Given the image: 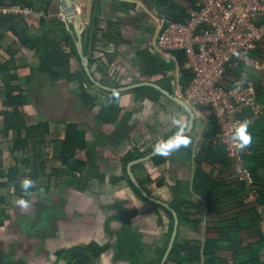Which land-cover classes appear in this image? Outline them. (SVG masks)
<instances>
[{
	"label": "crops",
	"instance_id": "0c3cea01",
	"mask_svg": "<svg viewBox=\"0 0 264 264\" xmlns=\"http://www.w3.org/2000/svg\"><path fill=\"white\" fill-rule=\"evenodd\" d=\"M72 1L81 20L85 21L82 25L83 28L86 24L85 13L88 12L87 16L89 15L88 0L79 2V7L77 5L78 0ZM139 1L146 2L148 5L152 2V0H111L108 8V22L110 19L112 20L111 24L121 21L118 23V29L112 33L114 34L118 30L123 41L119 44L115 43V50H112V52L105 49L109 45L108 38L105 41L102 31H97L98 19L103 12L100 13V3L95 4L92 13L94 14L97 10L95 31L97 42L95 45L94 42L90 45V29L94 23L92 14L91 21L93 23L89 32L84 35L81 30L83 54L88 59L89 65L90 60L94 61L91 66L93 72L97 71L100 68L99 64L102 63L107 68L106 71H110L111 75H114L113 80L104 78L103 81H100V79L97 80L94 77L99 83L104 82L102 85L105 87L122 89L138 83L150 82L183 99L184 88L181 85V68L177 57L172 53L153 54L160 56L168 65L166 76L154 75L151 77V75H146L143 70L145 68L144 64L140 63L135 64V67L132 66L134 70L139 69L136 67L141 68L136 71L135 77L138 78L135 82L130 79L134 76L127 73L132 67L127 64L124 65L125 61L120 56V47L129 44L126 41L129 39L125 37L128 31H125L124 27L129 15L132 14L138 20L135 11L140 4ZM125 4L133 5V10L128 11V6H125ZM36 6L37 9L40 7L39 11L25 5H13L10 0L0 2V33L2 35L0 40V199L3 198L0 201V222L3 219L7 220L6 222L4 220L5 224L0 223V235L5 231L7 233L12 221L19 231H30V228L22 226L21 222L32 218L26 219V216L17 218L14 214L15 206L11 203L17 198L21 199V196L16 193L15 185L18 184L22 188L23 181L30 179L34 169L39 168V177L33 181L31 187H34V189L31 191L29 188L25 197L29 201V206L33 203L36 210V218H38L36 226H44L42 224L45 223L46 225L50 222L57 228L54 218L57 215L58 233L61 232V229H67V232L70 233L68 237H64L63 240L65 241H62V244L58 246V250L55 248L54 252L46 255L47 260L48 258L51 260L55 258V261H57L56 252L59 250L86 247L94 242L102 247H112L109 252L97 260L96 264L154 263L157 259L156 250L163 248L166 242L171 220L166 211L161 209L158 204L145 197L143 198L132 187L128 166L131 161L152 153L153 151L149 152L152 146L155 145L158 148L175 133L186 130L190 117L177 104L155 89H153L156 91L155 94L150 93L149 90L139 91L138 89V91L117 93L105 92L95 86L88 85L86 87L88 93L96 98L95 107L92 110L90 104L86 106L81 102L79 98L80 91L76 94L77 83H68L66 80L49 81L47 75L40 74L37 70L40 62L36 49L24 46L21 40H18L16 34L9 32L8 29L11 24H1V19L12 17V23H20V36L39 42L45 38L47 29L55 24H62L65 31L71 35L74 44H77L76 24L61 21L60 17L63 16V11L59 0H53L47 12V6L44 2H37ZM188 10L189 8L187 13ZM155 11L157 12V9ZM103 18L106 19L105 14H103ZM107 27L105 31H107ZM101 33L102 38L100 39ZM154 35L155 30L150 38H153ZM146 50L151 52L150 42ZM64 52L70 54V47L68 52L66 50ZM149 55V53L143 51L142 54H137L136 57L142 56V60H146ZM131 59L129 58L130 62ZM8 64L9 68L4 69ZM74 64L78 67L75 72L79 71L80 65L75 57L71 60L70 70L74 67ZM170 69L172 70L169 71ZM71 72L74 73L72 70ZM249 72L251 71L246 72V74L255 76L264 86V73H255L254 75L251 72L250 75ZM109 77L112 78L110 75ZM171 79H173V82H171ZM229 80V84H231L232 81L237 79L230 77ZM145 88L151 89L149 87ZM108 93L114 95L109 96ZM18 95L24 99V104L15 100L18 99ZM68 95H72L74 98L69 99ZM262 103L264 104V102ZM36 110L39 112H36ZM192 110L195 119L190 133L173 140L161 152L162 160L155 161L152 158V160L134 166L133 172L137 180L152 197L166 202L171 207L174 202L185 201L182 207L185 219L183 225H180V219L174 210L179 223L178 241L184 246H186V243L192 247H199L200 245L201 264H205L206 242L209 239L218 238L220 236L219 230L229 231L228 239L233 241L232 246L234 248L238 246L236 238L241 242L240 247L244 249L241 255H245V251H248L247 248L253 242L252 239L248 238L249 230L246 229L247 227L241 225L245 224L244 216L243 220H238L240 222L225 219L226 211L221 215V222L223 225L234 226L216 227L219 223V217L215 213L212 216L210 215L209 199L214 200L215 196L226 194L228 190L223 181L234 183L235 175L232 168L213 162L212 156L214 155L209 154V151L212 153L213 149L221 146L217 139L219 128L214 122L211 111L207 108H192ZM6 115H14L11 118L15 121L10 123L13 124L17 121L22 132L18 131L19 128L7 130L6 119L8 116ZM69 124H75L79 127L86 142V147L77 149L69 160L71 168H75L74 171L67 169L59 156ZM254 124L255 121L252 122L251 120L247 123V132L251 135L252 140L247 145L249 148H245L246 158L250 157L249 164L252 165L259 163L260 157L257 156L264 152V116L259 126ZM44 126L49 130L46 136L40 134ZM34 128L36 129V135L29 137L27 151H13L14 142L18 139V135L21 134L22 139H25V137H28L27 129L34 130ZM187 135L188 137H186ZM184 139L188 141L187 144H181L178 149L170 150V145L174 141L178 142ZM58 141L59 145L57 146ZM35 143L40 146L38 152H41L42 156L36 157L37 161H31L26 165L22 164V161H20V159L22 160V153L31 158L35 155V150H33ZM49 151H51V154L47 158ZM138 153H144V155L131 159L133 155ZM49 160L53 162V165L51 170L47 171L50 166L48 164ZM18 163L21 164L19 167L23 169V176L19 174L20 178L11 179V170L18 167ZM201 170L205 176L200 177L196 182V175ZM53 171L58 172V183L56 178H53ZM72 177L78 178L73 179ZM77 180L86 183L83 191L76 188L77 182L74 181ZM49 181L55 182V186L51 189L56 188L55 196L59 199L57 208L56 205L48 208L38 200L32 201V197L39 194L43 189L45 191L50 190L48 186L43 189L40 186L43 182L47 183ZM246 203L254 204L248 197ZM39 206L44 208V211L41 212L43 218L37 215L38 211H41ZM24 209L26 208L20 207L19 212L24 214ZM260 210L262 217L259 222V231L264 237V206ZM125 221H130L128 229L127 226H124ZM239 225L242 226L239 232H231L232 229L237 231L236 227ZM30 226L33 225L30 224ZM209 230L211 231L209 232ZM129 231L143 236L140 245L137 246L139 252H136L137 256L133 263L128 260V256L124 254L119 256L117 248L119 241ZM26 237V240L29 241V236ZM26 244L27 242L24 240L20 250L15 248L11 241L7 242L6 247H3L0 242V263L29 264L33 262V264H39V261L35 258L29 260L30 258L25 257ZM262 245L264 250V240ZM15 251H18L19 255H15ZM231 253L232 251H223V249L217 253L219 264L222 261L231 264ZM262 254V261H264V251H262ZM187 259L188 254L186 252L181 254V263L171 261L166 262V264H193ZM43 264H48V261Z\"/></svg>",
	"mask_w": 264,
	"mask_h": 264
},
{
	"label": "trees",
	"instance_id": "16d2710c",
	"mask_svg": "<svg viewBox=\"0 0 264 264\" xmlns=\"http://www.w3.org/2000/svg\"><path fill=\"white\" fill-rule=\"evenodd\" d=\"M4 0H0V2H3ZM13 5H25L29 8L35 9L36 11L40 10L37 9L36 3L38 2H44L46 4V12L48 11V8L50 7L53 0H10ZM199 0H154V5L157 9L158 15L164 16L166 18V21L171 22H179V23H185V21L188 19V8H196L197 3ZM128 6V11L133 10V5L125 4V6ZM119 19V18H118ZM112 20L108 22V28L107 31H103V35L105 37V41L107 39L109 46H113L115 49V43H121L123 42L120 38L119 31L117 30L116 33H112L114 30L118 29L119 24L121 21H117L113 24H111ZM13 18H4L1 19V24H11L8 31L12 34H16L18 36V40L20 39L21 42L24 44V46L31 47L32 49H36L40 66L38 67V72L40 74H44L48 76L49 81L52 82H58L60 80H66L68 83H77L78 88L80 91L79 98L84 105L88 106L90 104V107L92 110L94 109V102L96 101V98L93 97L88 93V88H86L88 85L94 87V85L90 82L89 78L87 77L84 68L82 67L80 58L78 56L76 44H74L73 39L69 33H67L64 29V26L62 24H55L51 28L47 29L45 38L41 41L44 45L43 48L40 46V42L38 40H32L28 37H23L19 35L20 30V23H12ZM98 31V29H97ZM106 33V34H105ZM89 36V34H88ZM2 38V35L0 33V40ZM89 40V38H88ZM96 37L94 39V45L96 44ZM68 46L71 49L70 54H65V52L62 50V46ZM264 46H260L257 50L256 54H260L263 50ZM149 58L146 59V65H144L145 68L143 70L145 71L146 75H164L166 76V72L168 69V65L163 61V59L160 58V56L152 55L150 52H148ZM174 56L177 57V61L181 68V85L185 89L190 81L193 79V74L190 71L184 70L183 66L185 63V55L183 52H173ZM77 58L80 65V70L77 72L72 73L70 70L71 60L72 58ZM94 64L93 60H90V71L97 80L100 79V81H103L105 76V72L107 68L104 67V65L101 63L100 68H98L97 71L93 72L91 70V66ZM8 65L5 66L4 69L9 68ZM170 66V65H169ZM170 68V67H169ZM170 69L169 71H171ZM248 70L244 69H236V68H228L227 75L230 77H234L235 79L242 80L243 82H247V80H251L255 83L257 91H258V99L261 102H264V86L258 79L254 76H252L251 72L249 74H246ZM255 75V73H253ZM101 78H103L101 80ZM111 79V78H110ZM234 82V81H232ZM104 83V82H103ZM102 83V84H103ZM139 91L143 90H149L150 93L155 94V90L148 89V88H141L138 89ZM137 90V91H138ZM109 96H112L114 94L108 93ZM18 99H15L16 101L25 103L24 99L18 95ZM22 104V103H21ZM8 116L6 119V125L7 130L9 131L12 128H19L18 131L22 132L21 127H19V124L17 121L13 124H11V121H15L13 118L14 115H6ZM264 115H262L260 118H257L256 120H252L251 116H247L248 120H251L252 122L255 121V126L260 124L262 118ZM12 117V118H11ZM246 117V116H245ZM12 119V120H11ZM214 122L217 124V120L214 117ZM218 126V125H217ZM42 127V126H41ZM219 128V127H218ZM34 130L27 129L28 137H25V139H22L21 134L18 135V139L14 142L13 151H22L26 152L28 149V140L29 137L32 135H36ZM219 132V129H218ZM49 130L47 127L44 126L42 132L40 134L48 135ZM42 136V135H41ZM188 137V135L186 136ZM59 145V141L57 146ZM56 146V147H57ZM38 143L34 144V155L33 158L27 157L28 155H25L22 153V164L26 165L28 163L37 161V158L39 155L42 156L41 152H38L39 150ZM86 147V142L84 140L83 132L79 129L78 126L75 124H69L67 125V129L65 132V137L62 144V150L60 153V158L63 161V163L67 166V169L74 171V169L71 168V164L69 163V160L72 158V154L77 149ZM249 148L248 146H246ZM244 147V149L246 148ZM157 149V146H152V148L149 150V152L154 151ZM56 152V151H55ZM27 154V153H26ZM209 154H212V161L217 162L220 164H223V166H227L229 168L233 169L232 161L227 157L226 151L224 147L221 145L217 147V149H213V152L211 153L209 151ZM144 153H138L132 156L131 159L137 156H143ZM256 155V153H255ZM259 163L249 164V158H246V165L248 164V168L250 169V172L252 173V176L254 178L253 187L252 189H247L244 184L238 183L236 180L234 183H227V181H223L224 185L227 187L228 192L226 194H223L221 196H215L214 200L209 199L208 202L210 215L212 216L214 213L219 217L218 218V224L216 227H233L228 225H223L221 222V215L222 213H225L227 211V215L225 216V219H233L235 221H238L240 219L245 218V224L244 227H247L246 229L249 230L248 238L252 239V244L249 245L248 251H245V255H241V253L244 251L243 248L240 247V241L236 238L238 246L234 248L232 246L233 241L229 240L228 234L229 231L227 230H219L220 236L218 238L209 239L206 242L205 246V264H219V256L217 257L216 254L219 253L222 249L232 251V261L231 264H264V261H262V249L263 247V240L264 237L259 231V222L261 220V214L258 211V208L261 209V207L264 206V152L261 154H258ZM58 157V156H57ZM155 161L162 160L161 153L156 155L153 158ZM207 159V158H203ZM212 162V163H213ZM77 164V162H76ZM41 169V168H40ZM71 173V172H70ZM205 176L203 171H198V174L196 175V182H198V179L200 177ZM11 179H16L19 177V169L17 167H14L11 170ZM39 177V168L34 169V173H31L30 179L32 181L36 180V178ZM73 179H77L78 177H72ZM76 183V188L80 191H83L86 183H83L82 181H74ZM82 183V185H81ZM130 183L132 187L144 198L142 193L139 191V189L135 186L132 180H130ZM8 185V184H7ZM16 193L21 196V198L26 199L25 197L28 194L21 188L18 184L15 185ZM33 188H30L29 190L33 191ZM256 193V198L253 201L254 204H247L246 199L250 194V191L252 190ZM3 198L0 199L2 201ZM184 202H174V205L172 207L177 212L178 217L180 219V225H183L185 223L184 219V213H182V207L184 206ZM161 209L166 211V214L169 216L171 222H170V230L168 232V235L166 237V242L163 245V248L160 250H156L157 253V259L154 263L151 264H160L165 252L168 248L169 241L172 235L173 231V215L170 212V210L166 209L165 207L158 205ZM40 207V206H39ZM42 211H38L37 215L40 218H43L41 213ZM53 214V213H51ZM51 214H49L51 216ZM244 216V218H243ZM240 222V221H238ZM3 223V222H0ZM130 221H125L124 226L129 225ZM241 225H239L237 228V231L232 229L231 232L237 233L241 229ZM229 229V228H228ZM130 230V229H129ZM211 230H209L210 232ZM236 231V232H235ZM143 236L142 235H136L131 233V231L127 232L122 240L119 241L117 248H118V255L128 256V260H130L132 263L135 259L136 252H139L137 246L140 245L141 240ZM179 237H177L176 242L174 244V248L172 250V253L170 254L168 261H175L178 263H181V254L186 253L188 254V261L193 262V264H201L202 257H201V248L199 247H192L191 245H188L186 243V246L181 245L178 241ZM198 245V244H196ZM111 246L102 247L99 244H96L92 242L90 245L86 247H72L66 250H59L56 252L57 262H64V264H96L97 260L100 259L102 256H104L109 250H111ZM221 261V260H220ZM225 262L222 261L221 264H224ZM1 264V263H0ZM226 264V263H225Z\"/></svg>",
	"mask_w": 264,
	"mask_h": 264
},
{
	"label": "built area",
	"instance_id": "2783aa9c",
	"mask_svg": "<svg viewBox=\"0 0 264 264\" xmlns=\"http://www.w3.org/2000/svg\"><path fill=\"white\" fill-rule=\"evenodd\" d=\"M260 46H264V0H199L196 8H189L185 23H157L150 41L155 53H184L183 69L192 72L193 79L182 100L191 108L211 111L235 180L249 190L254 178L246 165L247 152L237 148L233 136L240 123H248L247 116L255 120L264 115V104L253 81L237 79L229 84L227 70L264 73V47L256 54ZM255 198L253 189L248 199Z\"/></svg>",
	"mask_w": 264,
	"mask_h": 264
},
{
	"label": "rangeland",
	"instance_id": "374dc122",
	"mask_svg": "<svg viewBox=\"0 0 264 264\" xmlns=\"http://www.w3.org/2000/svg\"><path fill=\"white\" fill-rule=\"evenodd\" d=\"M82 0H78V7L80 5L79 2H81ZM140 4L139 6L136 8L137 10L135 11L136 12V15H137V19H135V17L131 14L129 15V17H127L126 19V23H125V31H128L127 34H125V37L129 40H126L128 41L129 44H127V46L123 45L122 47H120L121 49V54L120 56L124 59V65H129L130 67L134 66L135 67V64H144L146 65V62L147 60H142V56H137V54H142L143 51H146L148 53V50L147 49V46L150 42V36L152 35V32L154 31L155 29V26L157 23H159L161 20L162 22L166 20V18L164 16H159L157 13H156V9L154 8L155 5H154V2L152 0V2L148 5L146 4V2H143V1H139ZM93 3V4H92ZM100 3V4H99ZM111 3V0H101V2H99V0H88V11H89V15L87 16V14L85 13L86 15V24H85V27L82 28V25L85 21L82 20V24H81V30L82 32L84 33V35L89 32V29L92 25V21H91V18H92V12H93V6L96 4H99V8H100V13L103 12L100 16V18L98 19V32L102 31H105L107 25H108V19H109V11H108V8H109V5ZM84 7V6H83ZM82 7V8H83ZM85 8V7H84ZM91 8V9H90ZM85 10H87L85 8ZM103 14H105L106 16V19L103 18ZM118 17V16H117ZM96 18H97V14H96ZM61 21H65V18H64V15L60 17ZM83 19V18H82ZM68 23V22H67ZM76 24V23H74ZM124 24V23H123ZM122 24V25H123ZM108 28V27H107ZM123 29V28H122ZM72 32H74L72 30ZM102 33L100 34V39L102 38ZM152 40V39H151ZM40 47L43 48V44L40 42ZM114 47L112 46H109L108 45V48L105 47V49L107 51H111L112 50L114 51L115 49H113ZM68 49L69 47L66 45V46H62V50L63 51H67L68 52ZM150 52V51H149ZM114 53V52H113ZM152 55L155 54V52H153L151 50L150 52ZM136 57V58H135ZM129 58L131 59V62L129 60ZM134 60V61H133ZM127 62V63H126ZM133 64V65H131ZM79 65H81L79 63ZM136 68H139L141 69L140 67H136ZM78 69L77 65L74 64V67L71 68V70L73 72H75V70ZM113 69V68H112ZM137 69V70H139ZM137 70H134L133 67L132 69H129L127 73L131 74L132 76H134L133 78H130L132 80H134L133 82H135L137 80V78L135 77V75L137 74ZM109 75L112 77L110 79ZM105 76L106 78H108L109 80H113L114 78V75L112 74L111 75V72L110 71H106L105 72ZM229 78L230 76L227 75ZM73 88V87H72ZM75 89V88H74ZM76 94L78 93V87L76 89ZM69 96V95H68ZM70 98H74V96L70 95L69 96V99ZM49 111V109H48ZM36 112H39L36 110ZM51 151H49V155L47 158H49L50 156V153ZM48 164L50 165L47 169V171H50L51 170V166L53 165V162H51L49 160ZM21 164L18 163V167L20 166ZM17 167V168H18ZM19 169V174L20 176H23L22 174V167L18 168ZM53 175L54 177L53 178H56L57 180V183H58V172H55L53 171ZM52 180V179H51ZM54 180V179H53ZM41 188H47L46 186L50 187V193L48 190H42L39 194H35L32 201H40L43 205H46L48 206V208H50V206H54L56 205V208H57V205H58V202H59V199L58 197H56L55 195V189H51L53 186H55V182L52 181V182H43L42 184H40ZM53 190V191H52ZM52 192V193H51ZM19 199H15L14 201H18ZM12 202L11 204H13L15 206L14 210H15V216H17V218H19L20 216H26L28 218H32L31 220H26V221H22L21 222V225L22 226H26L27 228H30V231L26 232V231H19L18 227L16 226V224L12 221V225L10 226V229L7 231L2 233L0 235V242L3 244L2 246L3 247H6V244L8 241H11V244L15 247V248H18L20 249L22 246H23V243H24V240L27 242V246H26V255L25 257L29 260H31L32 258H35L37 261H39V264H43L45 263L46 261H48V264H64V262H61V263H58L57 261H55V258L53 260H51L50 258H48V260L46 259L48 254H51V252H54V249L57 248L58 250V246H60L62 244V241H65L63 240L64 237H68V235H70V233L67 232V229L65 230H62L61 229V232L58 233V224H57V221L58 219H56V216H54L55 218V221H56V226L57 228L55 227V225L53 223H48L44 226H36L37 225V219L36 218V210L33 206V203L28 206L26 209H24V214L23 212H19V205L18 203L15 205L16 202ZM46 208V207H45ZM46 208V209H48ZM39 209L41 211H44V208L43 206H40ZM3 218V216H2ZM5 219L2 220L3 224H5V222L7 220ZM20 222V221H19ZM33 225V226H30ZM57 229V230H56ZM26 236H29V241L26 240ZM47 236V237H46ZM14 242V243H13ZM53 244V245H52ZM64 244V243H63ZM21 250V249H20ZM47 252H46V251ZM49 251V252H48ZM15 255H19L18 254V251H15L14 252ZM43 261V263H42ZM29 264H33L32 263H29Z\"/></svg>",
	"mask_w": 264,
	"mask_h": 264
},
{
	"label": "water",
	"instance_id": "95a60500",
	"mask_svg": "<svg viewBox=\"0 0 264 264\" xmlns=\"http://www.w3.org/2000/svg\"><path fill=\"white\" fill-rule=\"evenodd\" d=\"M60 4L62 5V11H63V15L65 18V21L68 23H76V31H77V36H78V41L76 44V48H77V52L78 55L81 59V63H82V67L85 70V73L87 75V77L89 78L90 82L97 87L98 89H101L102 91L105 92H126V91H133V90H137V89H141V88H145V87H149L152 89H155L157 91H159L162 95H164L166 98H168L170 101L174 102L175 104H177L182 110H184L190 117V121L188 124V127L186 128V130L184 131H180L175 133L173 136H171L170 138H168L161 146H159L156 150H154L152 153H150L147 156H144L142 158L136 159L131 161V163L128 166V170H129V174L131 177V180L133 181V183L135 184V186L139 189V191L142 193V195L158 204L161 205L163 207H165L166 209L170 210V212L173 215L174 218V229L169 241V245L168 248L165 252V255L162 259L161 264H166L170 254L172 253V250L174 248V244L176 242V238H177V234H178V217L176 212L174 211V209L167 204L166 202H163L157 198L152 197L146 190L145 188L141 185V183L137 180V178L134 175L133 172V168L134 166L147 162L149 160H152V158H154L156 155L160 154L165 148H167V146L175 139H177L178 137H180L181 135L190 133V131L193 128V124H194V119H195V115L194 112L192 110L191 107H189L182 99L178 98L177 96H175L174 94L168 93L167 91H165L164 89L158 87L156 84L154 83H147V82H143V83H138L135 85H131L129 87L126 88H122V89H111L108 87H105L104 85H102L101 83H99L92 75L90 68H89V61L88 59L84 56L83 54V48H82V40H81V24H82V20L80 18V16L78 15L77 11L75 10L74 4L72 0H59ZM96 14H97V10L94 12L93 14V25L90 29V45L93 44L94 42V38H95V31H96Z\"/></svg>",
	"mask_w": 264,
	"mask_h": 264
},
{
	"label": "clouds",
	"instance_id": "9594fccd",
	"mask_svg": "<svg viewBox=\"0 0 264 264\" xmlns=\"http://www.w3.org/2000/svg\"><path fill=\"white\" fill-rule=\"evenodd\" d=\"M247 126H248L247 122L245 121L243 123H240L235 130L233 139L236 141V146L238 149H243L244 147H246L248 144L251 143L252 137L247 132ZM187 143L188 141L186 139L178 142L174 141L173 144L170 145V150H176L181 146V144H187ZM33 183L34 182L32 180L25 179L22 184L23 190L27 192V190L33 186ZM17 203L22 208H27L29 206V201L23 198L19 199Z\"/></svg>",
	"mask_w": 264,
	"mask_h": 264
},
{
	"label": "flooded vegetation",
	"instance_id": "af4514ba",
	"mask_svg": "<svg viewBox=\"0 0 264 264\" xmlns=\"http://www.w3.org/2000/svg\"><path fill=\"white\" fill-rule=\"evenodd\" d=\"M171 82H173V79H171Z\"/></svg>",
	"mask_w": 264,
	"mask_h": 264
}]
</instances>
